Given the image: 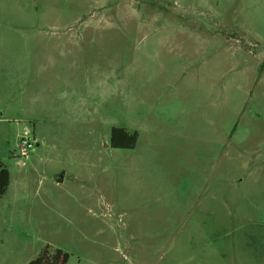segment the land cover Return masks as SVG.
<instances>
[{"label":"rangeland","instance_id":"1","mask_svg":"<svg viewBox=\"0 0 264 264\" xmlns=\"http://www.w3.org/2000/svg\"><path fill=\"white\" fill-rule=\"evenodd\" d=\"M0 161V264H264V0H0Z\"/></svg>","mask_w":264,"mask_h":264},{"label":"trees","instance_id":"2","mask_svg":"<svg viewBox=\"0 0 264 264\" xmlns=\"http://www.w3.org/2000/svg\"><path fill=\"white\" fill-rule=\"evenodd\" d=\"M138 139V132H130L124 127H113L111 131V145L114 148H134ZM10 184V172L0 161V196L4 195ZM69 253L57 248L51 250L50 245H46L40 254L29 261L28 264H67Z\"/></svg>","mask_w":264,"mask_h":264},{"label":"built area","instance_id":"3","mask_svg":"<svg viewBox=\"0 0 264 264\" xmlns=\"http://www.w3.org/2000/svg\"><path fill=\"white\" fill-rule=\"evenodd\" d=\"M21 146L26 152L27 149H31L34 147V140H32L31 138H23V140L21 141Z\"/></svg>","mask_w":264,"mask_h":264}]
</instances>
